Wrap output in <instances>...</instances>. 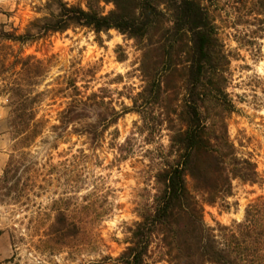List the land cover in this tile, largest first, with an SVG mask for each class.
Here are the masks:
<instances>
[{"label":"rangeland","instance_id":"rangeland-1","mask_svg":"<svg viewBox=\"0 0 264 264\" xmlns=\"http://www.w3.org/2000/svg\"><path fill=\"white\" fill-rule=\"evenodd\" d=\"M64 1L86 10L90 0ZM203 4L229 59L230 139L239 157L257 165L262 179L257 184L236 179L230 198L209 205L188 178V188L204 204L206 224L217 228V223L244 221L248 206L264 196V0ZM102 6L105 14L115 9ZM52 13L58 10L49 0H0V36L25 35L33 22ZM28 57L44 65L38 92L65 88L72 77L84 93L96 92L126 114L97 145L73 126L59 139L52 126L71 100L46 97L39 109V119L49 121L44 134L29 146H18L8 126L9 97L2 93L0 78V248L6 254L0 264H117L158 194L157 176L173 135L159 108L143 112L141 101L135 105L147 86L143 47L117 30L97 34L88 28L26 44L0 38V71ZM66 220L77 228L72 243L54 235ZM158 247L152 248V263L170 264Z\"/></svg>","mask_w":264,"mask_h":264},{"label":"trees","instance_id":"trees-1","mask_svg":"<svg viewBox=\"0 0 264 264\" xmlns=\"http://www.w3.org/2000/svg\"><path fill=\"white\" fill-rule=\"evenodd\" d=\"M49 1L57 14L33 22L25 35L3 32L0 38L26 44L71 28L130 36L143 47L147 79L135 105L141 101L143 112L159 108L172 125L170 153L157 176L158 194L115 262L153 264L152 248L158 244L170 264H264V196L248 206L241 223L212 228L205 222L204 204L187 185L190 178L205 203L215 205L233 195L234 180H262L257 165L239 157L230 139L227 121L234 105L226 89L229 59L203 0H90L86 10L64 0ZM103 4L115 9L105 14ZM43 69L33 57L1 67V89L10 103L8 126L18 146H29L44 134L49 121L39 119V109L46 97L71 100L52 126L59 139L73 126L97 145L126 114L98 93H84L72 77L65 88L38 92ZM58 224L55 237L72 243L76 226L67 220Z\"/></svg>","mask_w":264,"mask_h":264},{"label":"crops","instance_id":"crops-1","mask_svg":"<svg viewBox=\"0 0 264 264\" xmlns=\"http://www.w3.org/2000/svg\"><path fill=\"white\" fill-rule=\"evenodd\" d=\"M5 250H2L1 248H0V260H2L3 258H5Z\"/></svg>","mask_w":264,"mask_h":264}]
</instances>
